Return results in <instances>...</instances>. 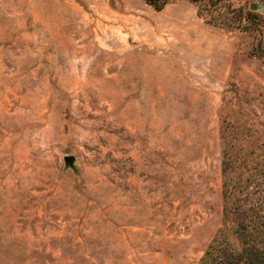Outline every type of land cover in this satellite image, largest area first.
<instances>
[{
	"label": "rangeland",
	"instance_id": "1",
	"mask_svg": "<svg viewBox=\"0 0 264 264\" xmlns=\"http://www.w3.org/2000/svg\"><path fill=\"white\" fill-rule=\"evenodd\" d=\"M260 43L186 0H0V264H198L220 115L264 140Z\"/></svg>",
	"mask_w": 264,
	"mask_h": 264
},
{
	"label": "trees",
	"instance_id": "2",
	"mask_svg": "<svg viewBox=\"0 0 264 264\" xmlns=\"http://www.w3.org/2000/svg\"><path fill=\"white\" fill-rule=\"evenodd\" d=\"M156 11L169 0H143ZM206 23L227 30L262 33L256 13L230 0H186ZM264 57V46H257ZM220 109V113H221ZM221 226L198 264H264V140L253 123L238 126L220 115Z\"/></svg>",
	"mask_w": 264,
	"mask_h": 264
},
{
	"label": "water",
	"instance_id": "3",
	"mask_svg": "<svg viewBox=\"0 0 264 264\" xmlns=\"http://www.w3.org/2000/svg\"><path fill=\"white\" fill-rule=\"evenodd\" d=\"M256 9H257V7H256V5H254V4H252V5L250 6V10H251V11L255 12ZM64 162H65V165H66V166L71 167V166H73V164H74V157H72V156H66L65 159H64Z\"/></svg>",
	"mask_w": 264,
	"mask_h": 264
}]
</instances>
